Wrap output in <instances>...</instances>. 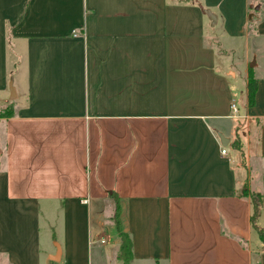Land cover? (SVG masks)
<instances>
[{
	"label": "crops",
	"instance_id": "0c3cea01",
	"mask_svg": "<svg viewBox=\"0 0 264 264\" xmlns=\"http://www.w3.org/2000/svg\"><path fill=\"white\" fill-rule=\"evenodd\" d=\"M262 57L264 0H0V264H120L113 192L129 264H264Z\"/></svg>",
	"mask_w": 264,
	"mask_h": 264
},
{
	"label": "trees",
	"instance_id": "16d2710c",
	"mask_svg": "<svg viewBox=\"0 0 264 264\" xmlns=\"http://www.w3.org/2000/svg\"><path fill=\"white\" fill-rule=\"evenodd\" d=\"M256 85H257L256 78L254 77L252 72H249L248 79H247V96H248L249 105H252L254 103V94L256 90ZM11 112H12L11 109L8 107L4 109L3 111H0V115H10ZM232 144L236 148L240 147V143L237 138H235L232 141ZM240 195L250 198L251 206H252V213L250 217L251 225L256 230L259 238L262 241H264V230L259 228L257 225V219L259 215L261 214V210H262L261 194L249 192L247 188H244L240 192ZM111 196L116 201V208L113 213V221H114L115 230L119 238V247H118L116 258L120 264H129L133 257L132 250H131V238L129 234L123 228V223L121 220V205H120L119 197L114 192L111 194Z\"/></svg>",
	"mask_w": 264,
	"mask_h": 264
},
{
	"label": "rangeland",
	"instance_id": "374dc122",
	"mask_svg": "<svg viewBox=\"0 0 264 264\" xmlns=\"http://www.w3.org/2000/svg\"><path fill=\"white\" fill-rule=\"evenodd\" d=\"M208 27L210 28V26H208ZM210 31H211V28H210ZM217 41H218V48L220 49V51L218 52V57L217 58L220 59V61H219L220 64H225L226 65V63L223 62V61L227 60L226 59L227 58V56H226L227 53L224 51V49L229 44V40L225 37V35L223 33H219ZM240 52H241V50H240V47L238 46L237 50L235 51L236 54L234 56V60L237 63V65L239 66V68L241 69L242 67L240 66V63H239V61H240ZM259 59L261 61H264V57L259 58ZM254 70L258 72V71H260V68L254 66ZM237 80L238 81L242 80L241 78H239V75H238V77H237V79L235 81H237ZM234 100H235V102L238 105L242 106L243 105V94L239 93L238 96L234 98ZM110 208H111V203L108 202L105 205V214H109L108 211L110 210Z\"/></svg>",
	"mask_w": 264,
	"mask_h": 264
},
{
	"label": "water",
	"instance_id": "95a60500",
	"mask_svg": "<svg viewBox=\"0 0 264 264\" xmlns=\"http://www.w3.org/2000/svg\"><path fill=\"white\" fill-rule=\"evenodd\" d=\"M253 64H254V61H251L249 63V65H251V66ZM12 91H13V86L10 85V92L12 93ZM217 134L219 136V140L221 141V143L225 145L227 143V141H228V137H226L221 131H218Z\"/></svg>",
	"mask_w": 264,
	"mask_h": 264
},
{
	"label": "built area",
	"instance_id": "2783aa9c",
	"mask_svg": "<svg viewBox=\"0 0 264 264\" xmlns=\"http://www.w3.org/2000/svg\"><path fill=\"white\" fill-rule=\"evenodd\" d=\"M230 107L231 109L233 110V112H236L237 111V106L234 102H231L230 103ZM226 152V149L224 147L221 148V153L224 154ZM84 202H86L87 200L86 199H83ZM103 242V240H102Z\"/></svg>",
	"mask_w": 264,
	"mask_h": 264
}]
</instances>
